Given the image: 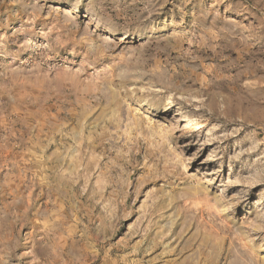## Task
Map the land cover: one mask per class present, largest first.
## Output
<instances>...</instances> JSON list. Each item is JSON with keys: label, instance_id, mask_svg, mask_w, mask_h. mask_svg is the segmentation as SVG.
I'll return each mask as SVG.
<instances>
[{"label": "rangeland", "instance_id": "obj_1", "mask_svg": "<svg viewBox=\"0 0 264 264\" xmlns=\"http://www.w3.org/2000/svg\"><path fill=\"white\" fill-rule=\"evenodd\" d=\"M0 264H264V0H0Z\"/></svg>", "mask_w": 264, "mask_h": 264}]
</instances>
